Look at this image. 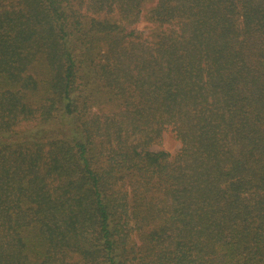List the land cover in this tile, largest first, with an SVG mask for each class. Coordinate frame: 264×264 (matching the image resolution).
Here are the masks:
<instances>
[{
  "label": "trees",
  "instance_id": "obj_1",
  "mask_svg": "<svg viewBox=\"0 0 264 264\" xmlns=\"http://www.w3.org/2000/svg\"><path fill=\"white\" fill-rule=\"evenodd\" d=\"M148 1L0 0V264H264V0Z\"/></svg>",
  "mask_w": 264,
  "mask_h": 264
},
{
  "label": "rangeland",
  "instance_id": "obj_2",
  "mask_svg": "<svg viewBox=\"0 0 264 264\" xmlns=\"http://www.w3.org/2000/svg\"><path fill=\"white\" fill-rule=\"evenodd\" d=\"M156 1L150 0L147 2V4L144 6L143 10V17L139 23L136 24V27L144 32L146 35H152L153 32L156 31L157 27L154 23L150 22L147 18L149 15L150 10L154 7ZM145 16L147 18L145 19ZM116 18L115 16H113ZM44 63L37 62L34 66V69L36 72H41L42 74L45 73L43 69ZM100 104H96L93 106V111L102 112L101 110H104L106 112H115L116 108L112 106V104L106 100H101L99 102ZM55 112L51 117L44 115L39 116L37 119H32L31 121L23 122L21 125L19 124L18 130H22V134L17 132L14 135V138L24 137L29 135V133L32 132V130H41V134L43 138V141H48L50 138H55L57 134V129L61 125L59 115ZM16 141V140H15ZM181 146V141L176 136L175 131L172 127H169L168 130H166L163 134V140L160 145H154L153 148H160L163 147L164 149H167L171 153L175 154ZM133 239H139V236L134 235Z\"/></svg>",
  "mask_w": 264,
  "mask_h": 264
}]
</instances>
